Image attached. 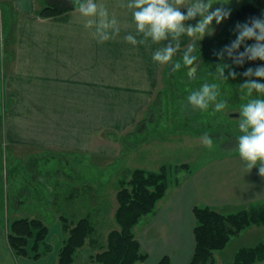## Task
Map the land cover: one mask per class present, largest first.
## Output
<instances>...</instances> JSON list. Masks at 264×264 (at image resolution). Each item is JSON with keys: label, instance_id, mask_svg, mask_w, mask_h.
<instances>
[{"label": "crops", "instance_id": "0c3cea01", "mask_svg": "<svg viewBox=\"0 0 264 264\" xmlns=\"http://www.w3.org/2000/svg\"><path fill=\"white\" fill-rule=\"evenodd\" d=\"M250 1L213 0L212 10L224 7L230 10V17L219 25L213 21L214 33L205 35L202 40L198 35L196 37L182 35L178 50L187 49L197 41L215 39L220 36L219 34L223 36L222 32L226 29L234 30L237 23L244 22L233 20V14ZM94 2L98 6L104 5L110 18L114 15L118 21L120 33L115 40L98 42L92 35L95 32V24L91 29L86 28L85 20L88 18H84L77 9L66 13L60 17V20L39 19L38 22L44 27L34 26L32 29L35 30L33 33H41L43 36L30 38L29 41H33L27 40L26 43L21 37L17 42L18 50L13 52L15 54L11 58L14 70L16 68V72L12 76V84L17 82L22 88L27 87L21 91L25 92L24 95H21L23 96L21 101L24 103L21 107L67 110V114L63 116L62 120L53 122L56 130H61V135L54 137L53 135L58 132L55 130L54 134L48 128L49 137H44L47 144L33 143L63 150L60 152L51 150L49 153H51L50 158L58 156V154L65 157L61 169L55 171L61 172L65 176L72 174L73 168L70 166V161H64L71 154L64 151L75 153L73 155L78 159L76 163L81 167L90 165V162L84 164L85 162L82 163L79 160L78 156L82 155L90 156L92 162H95V158H97L96 162L101 164L99 161L101 153L100 151L95 152V147L101 142V132L108 128L123 131L133 124L136 117L132 111L125 112V110L129 108L131 99L139 103L141 98H137L138 95L133 97L131 94L133 92L141 93L147 90L146 87H153L158 83L162 70H165L168 64L160 65L152 60V56L155 51L169 43L175 46L171 36L161 44L152 43L149 40L146 44L133 46L124 40V37L129 34L136 36L132 11L126 7H120V3L126 6L129 0H94ZM196 2L197 0H192L193 5ZM202 2H206V0H202ZM189 6L191 5L182 6L181 11H187ZM1 11L3 13L2 8ZM12 13L9 34L15 27L16 15L14 12ZM91 19L98 21L99 17ZM45 23L51 24L46 25ZM55 26L60 31L53 28ZM56 31L60 36L52 40L51 46L53 47L51 48L53 50L50 51V54H47L49 51L47 48H44L43 54L34 51L32 47L25 51L27 45L40 44V41L47 44V33L54 34ZM140 38L137 37L138 40ZM222 40H226V38H222ZM226 41H228L227 44H230L228 39ZM246 43L252 45L255 41L249 40ZM243 50L241 47L240 51ZM27 102H33V104L27 105ZM148 103V100L144 101L140 105L141 109L145 108ZM105 109L110 110L108 112L110 115L107 117L108 119L102 121L100 113ZM116 110H124L125 113L116 112ZM59 126L61 127L58 128ZM38 140L36 138L34 141L39 142ZM29 141L33 142L31 139ZM32 167L33 171H38V167ZM29 169L32 170L30 167ZM75 171L79 173L80 170L75 168ZM183 179L180 185L172 190L171 195H167L160 201L156 211L143 218L135 228L136 238L140 242L142 252L148 256L146 261L139 264H159L164 257L170 259V264H190L196 246L194 209L197 207H209L226 215L244 210L264 209V177L258 174V167H254L251 171L246 168L245 162L240 158L239 151H223L217 156L206 157L197 167H191L188 178ZM65 181L70 186H76L78 182L75 178H68ZM74 193L70 199L77 198L79 195L74 196ZM70 199L61 204L66 205L65 203H68ZM73 205L76 208H73L71 215L67 213L64 217L72 221L80 220L79 216L84 212V207L82 205L79 208L81 204L78 201H74ZM98 205L96 203L97 209H99ZM19 215L26 214L20 213ZM98 216L97 214L93 218L91 215L94 220ZM51 222L50 225L53 228L54 224L58 222L56 215L52 216ZM93 222L95 223V221ZM8 223L9 218L4 221L0 215V264L58 263L61 249L57 245L51 253L39 260L14 255L7 240ZM55 229L57 230V228ZM263 239V228L255 226L245 230L239 236L232 238L226 249L220 252L222 254L216 253L218 264H233L235 254L240 249L255 247ZM233 243L238 244L235 251L232 255H226L227 249ZM257 264H264V261Z\"/></svg>", "mask_w": 264, "mask_h": 264}, {"label": "rangeland", "instance_id": "374dc122", "mask_svg": "<svg viewBox=\"0 0 264 264\" xmlns=\"http://www.w3.org/2000/svg\"><path fill=\"white\" fill-rule=\"evenodd\" d=\"M46 4V0H0V215L2 216L3 210V216L5 215L6 218H9V223L13 219L21 218L19 213L12 215L13 211L11 205V213L9 215L5 213L8 206L6 203L7 192L12 193L13 190L16 189L12 183L13 177L16 178L15 182L18 184L19 191L21 188L23 189V187H31L33 197H26L27 203L29 204L28 206L31 210H33V207L38 206L32 205L38 200L36 199L37 195H60V205L51 210L52 215H56L58 218V222L54 224L53 228H50V233L45 243L49 246L48 249L51 253L54 248H56V245L62 249L65 241H67L69 237L68 230L66 229V225L61 221V217L65 214L67 215V213L71 215L73 208H76V206L73 205L74 201H78V203L81 204V206L78 205L79 208L82 207V205L84 207V212L79 216V219L89 215H92L93 218H95L97 214L99 216L95 220L93 219L97 230L93 234V237L87 240L85 247L77 252L74 264H92V256L101 250L100 246L105 244L107 233L116 226L113 215L115 216L114 212H116L118 208L116 194L119 190L121 180L127 178L131 171L138 168L158 170L163 164L172 166L189 164L192 168H195L202 160L206 159V157L210 158L217 156L223 151H238V137L243 134L239 129L241 109L252 99H264V94L257 93L253 90L251 95H249L247 92L248 89H245L247 96L240 107H226L221 111L223 117L226 118V121L221 122L224 124L226 130L224 131L222 127V131H219V124H215L214 128H210L211 124L219 122L218 119H213L212 116H210L212 107H210L208 111H199V109H193L189 104L187 100L188 95L186 98L180 100H178L179 95L175 97L173 95L174 93L178 94L176 90L182 87V85L186 86V84H188L186 86L187 89L192 90L193 88L190 85L191 81H193L194 86H198V81L196 79H198L202 73L200 67H198L195 76L197 82L191 80L186 74L185 79L177 81L174 85L171 83V79L168 76V73L170 74V72L173 71V67L169 71L168 68L165 70L163 69L157 84H154L153 87H146L147 90L141 93L133 92L131 94L133 97L138 95L137 98H141L139 103L131 99V101H129V108L125 110V112L132 111L136 117L133 124L123 131L116 129V132L108 128L101 132L100 145L95 147V152L98 153V151H100L101 153H99L101 156L99 157L101 164L96 162L98 160L97 158H95V162H92L93 160L91 161L90 156L82 155L78 156L79 160L82 163L85 162L84 164L90 162V165L81 167V165L76 163L78 159L74 157L75 155L73 154L75 153L64 151L69 155L71 154L70 157L64 159V161L68 160L71 162L70 166L73 168V173L69 176H65L61 172L57 173L55 171L61 169V164L65 157L58 154V156L56 155L50 158L51 153L49 152L51 150L58 152L63 150L38 144L35 145L33 143L47 144L46 138L49 137L47 129L49 128L50 132L54 133L56 126H54L53 122L62 120L63 116L67 114V110L23 108L21 107L22 104H24L23 101H21L23 99L21 95H24L25 92L21 91L27 87L22 88L17 82L12 84V76L13 73L16 72V68L14 70L13 59L11 58L12 55L15 54L13 52H15L16 49L18 50L17 42L20 41L21 37L26 43L30 38L43 36L41 33H33L35 30L32 28L34 26L44 27V25H40L38 21L42 19L39 17V12ZM1 8L3 9V13ZM12 12L16 15V20L14 24L15 27L9 34V23L13 16ZM62 16L49 19L60 20ZM45 24L48 25L51 23ZM53 28L60 31L56 26ZM56 32L54 34L47 33V44H43V41H40V44L32 46L27 45L25 51H28L29 47H32L34 51L43 54L45 52L44 48H47L49 50L47 54H50V51L53 50L51 48L53 47L51 46L52 40L60 36L59 32ZM222 33L224 37L219 34V37L215 39L211 38L214 40L215 53L221 51L224 48H222V46L230 45L227 44V39L229 43L235 40L236 34L234 30L226 29ZM222 38H226V40H222ZM32 41L33 40H30L29 42ZM215 42H217L218 45H216ZM182 50L186 49H180L177 50V52ZM217 59L219 58L217 57ZM173 61H175L174 57ZM220 61L223 62V64L228 63L226 62L228 58L225 56V58ZM261 66H264V61L246 60L243 64L245 71L248 68L255 70L257 67ZM175 74L177 73L175 72ZM250 79L256 80L258 83H264V80H260L255 76ZM177 80L180 79L177 78ZM181 89L184 90V88ZM167 96H172L173 98L177 97V100H175L176 102L172 100V98L166 101ZM147 100L149 103L145 108L141 109L140 105ZM217 101L220 102L219 100ZM32 104L33 102H27V105ZM165 108L169 110V114L172 116L174 114L173 110L177 109L179 113L176 118L178 117L177 119H179V121H175L176 119L171 116L167 118H165V116L164 118L160 116L163 113L161 110ZM109 111L110 110L106 109L101 110L100 116L102 121L106 120L110 115V113H108ZM119 111L124 112V110H116V112ZM195 112L201 114L204 121L197 125H192V117H194L195 114L193 113ZM236 114H239V117L233 116ZM155 123L159 124L156 128L154 126ZM60 127L61 126L58 128ZM191 127L196 128L202 133L195 134L190 130ZM57 132L60 134L54 133V137L62 134L61 130ZM204 133H208L213 141L211 148L206 147L202 143L201 137ZM45 136L46 138H44ZM36 138L37 140L40 139L38 140L39 142L34 141ZM29 139H31V141L33 140V142H30ZM144 139H148V141L135 144ZM133 145H136V147H133ZM33 161L38 165V175L33 174V170L28 168V164H32ZM14 167L18 168V171H15V173L13 172ZM75 168L80 170L79 173L75 171ZM189 173L191 172L182 171L180 174L177 173L178 175H172V183L167 195H171L172 190L180 185L181 181L184 180L183 178H188ZM77 175L80 178H77ZM59 176L62 177L59 178ZM68 178H75V180L78 181L76 183L77 185H68L65 181ZM9 181L11 185H7ZM76 188L80 190L79 195L77 198L70 199ZM90 188L93 189V193H89ZM68 199L70 200L68 203H65L66 205L61 204L67 202ZM12 202L13 199L11 195L10 203ZM96 203L99 204L97 206L99 209L96 208ZM75 213L77 212L75 211ZM22 214H26V212ZM69 225L72 224L69 223ZM55 228H57V230ZM237 242L240 243L241 241ZM237 245L236 243L230 245L225 254L232 255ZM218 254L222 253L219 252Z\"/></svg>", "mask_w": 264, "mask_h": 264}, {"label": "trees", "instance_id": "16d2710c", "mask_svg": "<svg viewBox=\"0 0 264 264\" xmlns=\"http://www.w3.org/2000/svg\"><path fill=\"white\" fill-rule=\"evenodd\" d=\"M69 1L46 0L47 4L39 12V17L42 19L55 18L74 11L79 7L77 0ZM83 2L84 0H79V3ZM186 12L184 11L185 14ZM232 17L233 20L244 23L248 22L252 17L264 18V0H251L237 10ZM195 23V20L186 21V24L194 25ZM213 41L212 39L197 41L191 46L195 49L192 55L198 57V64L202 72V75L200 74L198 79H196L198 86H194L193 81H191L192 90L187 89L186 86L188 84L186 86L182 85L176 90L178 94L174 93L173 95L174 97L179 95L178 100L184 99L195 89L198 90L203 84L215 83L219 89L217 100L225 102L226 107L238 108L245 100L248 92H246V88L240 87L248 79L242 75L245 72V67L236 66L228 59L226 61L228 63L225 64L230 67L225 68V76L228 75L230 70L235 71L239 75H237L236 79L223 80L217 70V65L223 64V62L217 59L215 55V44ZM215 43L218 45L217 42ZM186 50L178 51L174 55L175 61L173 63L178 61L182 67L178 72L176 71L177 74L168 73L173 85L177 81L186 78L188 68L183 66V55ZM258 61L261 62L260 60ZM167 66L168 71L172 67L174 68L173 64H168ZM177 78L180 80H177ZM191 80L196 81L195 79ZM181 88H184V90ZM172 96H167L166 101L171 100V98L174 101L177 100V97L173 98ZM161 111L163 113L160 116H163V118L164 116L165 118L171 116L176 119L175 121H179L178 117L176 118L179 113L177 109L173 110V116L169 114V110H166V108ZM210 112H212L210 116L213 119L219 120V122L211 124L210 128H214L215 124H219L218 130L222 131L221 128L223 127L225 131L226 128L221 122L226 121V118L223 117L221 112H214L213 108ZM193 114L195 115L192 117V125H197L204 121L201 114L197 112ZM158 125V123H155V128ZM190 130L195 134L202 133L193 127ZM147 141L148 139H144L135 144ZM133 147H136V145H133ZM32 166L38 167L35 161L32 164H28V168L30 167L33 170ZM15 171H18L17 167L13 168L14 173ZM182 171L191 172V166L189 164H178L175 166L163 164L158 170L138 168L131 171L127 178L121 180L116 194L118 204L114 216L116 227L108 233L105 244L100 246L101 250L92 256V264H139L147 260L148 256L142 252L140 242L136 238L135 228L143 218L156 211L158 204L166 197L171 187L172 175L180 174ZM32 173L38 175L37 170ZM15 180L16 178L13 177L12 183L16 189L12 193L7 192L6 195L8 206L5 213L8 215L11 213V205L14 214L26 212V215L13 219L8 223V245L14 255L18 257L39 260L50 253L49 246L45 243L50 233V224L52 223L53 215L51 210L60 205V196H52V194L48 196L44 194L37 195V198H35L38 200L32 205L38 206L33 207V210H31L26 200L27 196L33 197L31 187H23L20 192ZM7 185H11V182H7ZM90 189L89 193L93 191V189ZM79 192L80 190L76 189L74 196L78 195ZM11 195L12 203H10ZM3 213L4 211L2 210V219L6 221L7 218L5 215L3 216ZM194 217L196 220L194 229L196 246L190 264H218L216 253L225 250L232 238L239 236L251 227L257 226L264 229V209L244 210L226 215L209 207H197L194 209ZM61 221L66 225L69 237L59 252L57 264H74L75 255L85 247L87 240L93 237L96 227L91 215L77 221H72L62 216ZM69 223L72 225H69ZM262 261H264V239L255 247L240 249L235 254L233 264H257ZM159 264H170V259L164 257Z\"/></svg>", "mask_w": 264, "mask_h": 264}, {"label": "clouds", "instance_id": "9594fccd", "mask_svg": "<svg viewBox=\"0 0 264 264\" xmlns=\"http://www.w3.org/2000/svg\"><path fill=\"white\" fill-rule=\"evenodd\" d=\"M79 13L88 18L85 20V27L91 29L95 24L93 37L98 42L104 43L109 40H115L120 33V27L115 16H109V12L104 5L98 6L94 0H84L79 3ZM213 0H197L193 5L192 0H129L127 5L120 3V7H126L132 11V17L135 22L136 36L126 35L124 40L133 46L137 44H146L149 40L152 43L161 44L171 36L172 43L159 48L154 52L152 60L160 65L173 64V73L179 71L182 67L180 62L173 63V57L180 47V37L187 35L204 38L205 35H212L215 29L212 22L219 25L222 21L230 17V10L224 7L213 9ZM191 5L187 8L186 14L181 11L182 6ZM99 17L96 21L91 19ZM199 17V19H197ZM195 20L196 23L186 24V21ZM111 30V31H109ZM236 39L230 45H226L215 55L223 60L225 56L236 66H243L245 61H264V18L252 17L248 22L237 23L235 25ZM141 37L139 40L137 37ZM254 40L255 43L248 45L246 41ZM243 47V51L240 49ZM195 49L191 46L187 48L183 55V66L188 68L187 75L190 79H195L199 67L198 57L192 55ZM227 64L217 65L220 77L227 81L229 78L236 79L238 73L230 70L225 76ZM242 75L246 78L240 85L241 88L248 89L251 95L253 90L264 94V83H258L250 79L255 76L264 80V66L257 67L255 70L248 68ZM219 89L217 84H203L198 90L192 91L187 100L193 109L207 111L210 107L214 112H221L226 108V103L218 102ZM241 122L238 137V151L240 158L245 162L246 168L251 171L258 167V174L264 177V99H252L244 105L240 112ZM202 143L211 148L213 141L208 133L201 137Z\"/></svg>", "mask_w": 264, "mask_h": 264}, {"label": "water", "instance_id": "95a60500", "mask_svg": "<svg viewBox=\"0 0 264 264\" xmlns=\"http://www.w3.org/2000/svg\"><path fill=\"white\" fill-rule=\"evenodd\" d=\"M233 116H235V117H239V114H236V115H233Z\"/></svg>", "mask_w": 264, "mask_h": 264}]
</instances>
